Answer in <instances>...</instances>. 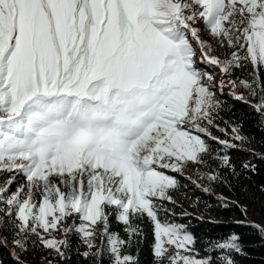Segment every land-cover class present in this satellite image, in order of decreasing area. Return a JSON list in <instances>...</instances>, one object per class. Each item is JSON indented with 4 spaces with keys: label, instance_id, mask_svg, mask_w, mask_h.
Here are the masks:
<instances>
[{
    "label": "snow or ice",
    "instance_id": "snow-or-ice-1",
    "mask_svg": "<svg viewBox=\"0 0 264 264\" xmlns=\"http://www.w3.org/2000/svg\"><path fill=\"white\" fill-rule=\"evenodd\" d=\"M247 65L250 78L235 76ZM225 89L264 117V0H0V174H11L0 183V250L10 264H30L37 246L68 260L71 235L85 258L138 264L125 249L142 241L145 218L155 264H214L197 259L194 236L160 202L175 204L180 187L164 170L184 176L212 157L239 175L208 143L247 139L240 126L229 139L212 132L228 135L216 123ZM216 249L242 253L236 234Z\"/></svg>",
    "mask_w": 264,
    "mask_h": 264
},
{
    "label": "trees",
    "instance_id": "trees-1",
    "mask_svg": "<svg viewBox=\"0 0 264 264\" xmlns=\"http://www.w3.org/2000/svg\"><path fill=\"white\" fill-rule=\"evenodd\" d=\"M244 70L236 71L250 74L252 72L251 65H247ZM248 101L256 103V99L249 98ZM216 123L220 128L227 129L228 132V135H225V133L213 128V134L221 139L231 137L233 126H240V135L247 138L246 142H236L238 147L230 150H222L221 146L215 141H208L213 156L229 155L231 163L235 165L239 175L234 176L229 169L221 167L219 160L206 157L208 161L206 168L210 172L217 171L226 178L224 182L212 185L214 191L217 190L219 194L212 192H199L197 194V201L203 208V214L207 217L200 219L188 215L179 216L175 219L185 225L187 230L194 236L196 240L194 247L199 256L206 257L210 254L214 264H221L220 257L223 255L231 256L235 264H264V234L258 230L255 224L247 222V213L244 209V206L253 207L258 210L260 216L264 219V190H262L264 189V117H261L251 107L250 103L234 99L222 106ZM244 164L254 165L255 170L244 169ZM10 175L7 173L0 174V183L8 179ZM17 179L23 181L22 176H18ZM180 186H184L183 181ZM12 190H15V184L12 186ZM185 190L180 187L170 191L173 199L181 201ZM162 203L170 207L177 206L168 201H162ZM225 203L228 206H225ZM164 214L171 215L170 209L167 212L162 209L161 215L166 218L167 216ZM212 218H219L220 220L216 221ZM137 223L143 228L144 237L139 244L126 248L125 252L137 257L138 264H155L152 251L154 242L153 226L146 218L143 221H137ZM112 231L119 233L124 239L128 238L124 232V226L114 219ZM232 234L239 237L242 253L222 252L218 249L209 252L210 249H214L216 242L223 241ZM69 240L72 245V250L69 251V264H110L107 255L100 258L96 256L85 258L83 252L88 249L77 235H71ZM48 253L43 247L37 246L28 254L27 258L30 264H38L42 263L43 260L38 259L37 255L47 256ZM0 256L3 257L5 264H10V260H7V257H9L8 251L0 250Z\"/></svg>",
    "mask_w": 264,
    "mask_h": 264
},
{
    "label": "rangeland",
    "instance_id": "rangeland-1",
    "mask_svg": "<svg viewBox=\"0 0 264 264\" xmlns=\"http://www.w3.org/2000/svg\"><path fill=\"white\" fill-rule=\"evenodd\" d=\"M203 39L209 41L210 43H214V40L212 39V37L207 32L203 33ZM217 54L219 55L220 53L217 52ZM221 58H223V56H221ZM212 70L213 69H208V71H212ZM216 72H217L216 79L219 80L220 74H219L218 69L216 70ZM245 74H244V72H242V73L237 72V71L235 72V76H239L242 79L243 78H249V74L248 73H245ZM229 91H230L229 89H225V94L220 97L221 101L223 102L222 106H224L226 102L230 103V102H232V100H234L233 96L229 95ZM237 91L240 94H243L247 98V100L249 98H252L243 87L239 88ZM256 102H257V100H256ZM197 169L201 173L210 172L204 166H194L191 164H189L187 171H186L184 176H181L178 173H172V172H168L167 170H164L166 172V174L174 176L179 181V184H181L183 181L184 186H180V187H182V189L183 188L186 189L185 191H183L184 197L181 200L182 202L174 199L176 201L175 204L177 206L170 207L169 205H166V204L160 202L163 204L164 209H170V211H171V215L170 214L169 215L164 214L165 216H167L166 218L168 220L173 221V222L178 223V224H181L178 220L175 219L176 217L178 218L179 216H188V215L196 216L200 219L207 217L203 214L204 213L203 208L199 204V202L197 201V199H198L197 194L199 192H204V191L202 190L201 187H197L196 184L192 183L191 180L188 179V177L190 176L192 178V180L196 181L197 184H200L203 187L210 188V191L207 193H211V192L214 194H219V193L217 190L214 191V188L212 187V185L214 183L209 184V182L206 179H200V177L197 175ZM191 196H195V197H191ZM177 207H179V208H177ZM244 209H245V212L247 213V222L251 223V224H255L256 226H259L261 229H264V219L260 216L258 210L253 208V207L251 208V207H246V206H244ZM212 219H214L216 221L220 220L219 218H212ZM69 223H71V221H69ZM262 232L264 234V231H262ZM97 244H99V241H97ZM47 251L49 252L47 256L37 255L38 259L43 260L42 263H38V264H47V262L49 260H52L53 264H69L70 263L69 259L61 261L60 258L55 256V254L50 252V250H47ZM69 253L70 252H68V256H69ZM8 256H9V253H8ZM203 258H205V257L197 256V259H203ZM7 260L8 261L11 260L10 256L7 257Z\"/></svg>",
    "mask_w": 264,
    "mask_h": 264
}]
</instances>
